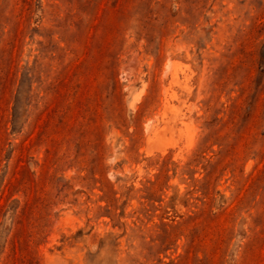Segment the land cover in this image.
<instances>
[{
    "label": "rangeland",
    "instance_id": "obj_1",
    "mask_svg": "<svg viewBox=\"0 0 264 264\" xmlns=\"http://www.w3.org/2000/svg\"><path fill=\"white\" fill-rule=\"evenodd\" d=\"M0 264H264V0H0Z\"/></svg>",
    "mask_w": 264,
    "mask_h": 264
}]
</instances>
